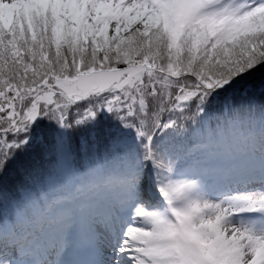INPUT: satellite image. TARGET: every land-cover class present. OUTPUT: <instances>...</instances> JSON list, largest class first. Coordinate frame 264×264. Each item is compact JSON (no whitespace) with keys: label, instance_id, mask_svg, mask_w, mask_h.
I'll return each mask as SVG.
<instances>
[{"label":"snow or ice","instance_id":"1","mask_svg":"<svg viewBox=\"0 0 264 264\" xmlns=\"http://www.w3.org/2000/svg\"><path fill=\"white\" fill-rule=\"evenodd\" d=\"M0 264H264V0H0Z\"/></svg>","mask_w":264,"mask_h":264}]
</instances>
